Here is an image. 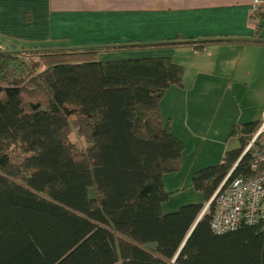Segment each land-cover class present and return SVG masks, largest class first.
<instances>
[{
	"label": "trees",
	"instance_id": "obj_1",
	"mask_svg": "<svg viewBox=\"0 0 264 264\" xmlns=\"http://www.w3.org/2000/svg\"><path fill=\"white\" fill-rule=\"evenodd\" d=\"M249 19L260 42L264 8ZM231 40L0 47V264H170L260 121L235 123L229 137L240 147L193 173L191 186L206 203L164 212V177L181 169L186 146L164 120L161 102L171 86H183L184 67L171 56L99 55ZM75 131L84 147L72 141ZM263 141L264 134L231 178L255 174ZM214 209L213 200L174 264H264L261 225L215 233Z\"/></svg>",
	"mask_w": 264,
	"mask_h": 264
},
{
	"label": "crops",
	"instance_id": "obj_2",
	"mask_svg": "<svg viewBox=\"0 0 264 264\" xmlns=\"http://www.w3.org/2000/svg\"><path fill=\"white\" fill-rule=\"evenodd\" d=\"M255 1L0 0V37L12 39L21 46L20 50L31 49V46L48 50L234 39L209 43L201 49L191 45H167L101 52L113 59L123 58L117 57L122 52L142 50L150 51L147 56H171L184 67L185 73L183 86H171L161 102L165 121H169L171 130L186 147V142L192 139L219 142L215 152L225 153L239 146L220 148L222 132L229 136L235 123L260 121L264 111V91L262 97L259 93L264 89V20L260 22L262 30L258 42L255 24L249 19L255 7L264 8V3L256 5ZM238 82L244 87L257 84L261 87L244 99L249 100L248 103H243L256 109L245 121L237 117L232 124L228 114L221 116V112L226 108L227 93ZM209 165L213 164L206 166ZM201 168L202 165L191 166L188 176ZM188 179L173 174L166 181L172 180L170 185L188 186ZM201 202L206 203L205 199Z\"/></svg>",
	"mask_w": 264,
	"mask_h": 264
},
{
	"label": "rangeland",
	"instance_id": "obj_3",
	"mask_svg": "<svg viewBox=\"0 0 264 264\" xmlns=\"http://www.w3.org/2000/svg\"><path fill=\"white\" fill-rule=\"evenodd\" d=\"M11 41V43H9ZM0 45L4 48L6 51H19L21 46H19L17 43L12 41V39L6 38V37H0ZM34 48V46H31ZM26 49V48H25ZM29 49V48H28ZM150 51L142 50V51H136V53L128 51L125 53H120V56L117 57H123V58H130V57H143L150 55ZM106 53H100V59H113L111 56L105 55ZM259 87H261L259 84L256 86H246L244 87L240 82H238L235 86V88L232 90H229L227 93V103L226 108L223 109L221 112V116H224L228 114V118L232 119V124L237 121V117L239 121L243 122L245 121L249 116L250 113L253 112L256 107L253 106H245L243 103H248L249 100H244L246 97H249L253 95L254 91L257 90ZM264 89H260L259 93L261 94L260 97L263 96ZM164 105V109H165ZM165 113L167 115V111L165 110ZM243 114V116H241ZM249 114V115H248ZM164 120H166V116H164ZM232 127V126H231ZM231 129V128H230ZM229 129V130H230ZM229 133V132H228ZM72 141L78 144L81 147L85 146V143L81 137H79L76 133V131L71 135ZM222 148L229 147H240L241 142L236 137H230L228 134L222 132V137H220ZM187 143V147L185 148L184 152V164L181 168V170L177 173H170L165 177L164 180V188L166 191L170 192L169 199L163 203V211L164 212H171L177 210L181 205L186 203H196L204 201L205 197L204 194L200 191L196 190L194 187L189 186L192 180V174L189 175V168L193 165H202V167L208 165V164H216L219 163L220 158L224 152H215L219 146V142L213 143L211 141H200V140H189ZM210 151V152H209ZM197 167V166H194ZM173 174H179L181 179H185V177H189L188 179V186H177V184L172 183L170 185V182H167V178H170V176H173ZM176 176V175H175ZM166 181V182H165ZM166 183V185H165ZM90 195H94V190L91 188L89 191Z\"/></svg>",
	"mask_w": 264,
	"mask_h": 264
},
{
	"label": "built area",
	"instance_id": "obj_4",
	"mask_svg": "<svg viewBox=\"0 0 264 264\" xmlns=\"http://www.w3.org/2000/svg\"><path fill=\"white\" fill-rule=\"evenodd\" d=\"M264 3L256 0L255 4ZM264 134V111L258 130L245 151L249 150L260 135ZM246 153V152H245ZM251 164L252 176L238 174L226 177L215 196V209L211 222L215 233L235 230L243 224L261 225L264 229V141L260 150L254 152Z\"/></svg>",
	"mask_w": 264,
	"mask_h": 264
},
{
	"label": "water",
	"instance_id": "obj_5",
	"mask_svg": "<svg viewBox=\"0 0 264 264\" xmlns=\"http://www.w3.org/2000/svg\"><path fill=\"white\" fill-rule=\"evenodd\" d=\"M245 152L246 151H244L243 152V154L241 155V157L239 158V160L237 161V163L235 164V166L233 167V169L231 170V172L228 174V176L227 177H229L231 174H232V172L234 171V169H235V167H236V165L238 164V162L241 160V158H242V156L245 154ZM227 179V178H226ZM220 189V188H219ZM218 189V190H219ZM217 190V191H218ZM217 191L215 192V194L212 196V198L210 199V201L205 205V207H204V209H203V211H202V213H201V215L199 216V218H198V220L196 221V223L199 221V219L202 217V215L208 210V208H209V206H210V204L212 203V201L215 199V196H216V193H217ZM196 223L194 224V226L192 227V229L190 230V232L188 233V235H187V237H186V239H185V241L183 242V244L180 246V248H179V250H178V252L176 253V255H175V257H174V259L171 261V263L170 264H174V262H175V260L177 259V257L179 256V254H180V252H181V250H182V248L184 247V245H185V243H186V241H187V239L189 238V236L191 235V233H192V231H193V229H194V227L196 226Z\"/></svg>",
	"mask_w": 264,
	"mask_h": 264
}]
</instances>
